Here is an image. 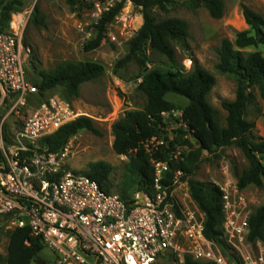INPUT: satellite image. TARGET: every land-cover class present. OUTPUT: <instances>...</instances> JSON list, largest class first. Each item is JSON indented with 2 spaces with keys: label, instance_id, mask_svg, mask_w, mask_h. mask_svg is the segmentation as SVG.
Instances as JSON below:
<instances>
[{
  "label": "trees",
  "instance_id": "1",
  "mask_svg": "<svg viewBox=\"0 0 264 264\" xmlns=\"http://www.w3.org/2000/svg\"><path fill=\"white\" fill-rule=\"evenodd\" d=\"M26 1L0 0V33L7 31L12 13L23 8ZM68 1L72 6L77 3L81 6L86 4L84 0ZM126 1L142 8L144 23L129 41L128 52L117 66L123 67L130 62L147 66L151 62L149 50L166 57L170 64L145 72L138 86V90L146 98L145 107L141 110L126 111L112 126L114 152L119 156H130L125 168L124 182L115 192L125 202H131L138 192H152L154 171L145 144L153 137H160L158 127L162 124V114L178 109L173 102L167 100V95L173 94L186 99L188 104L182 108V117L192 132L197 147L189 140L184 141L182 144L188 146L189 152L185 153L183 161L171 162V170L172 173L181 170L189 177L192 198L205 216V237L231 262L241 264L225 234L221 188L215 183L197 181L192 177L199 168L204 152L212 154L218 150L235 147L241 151L248 164L237 176L238 188L244 190L250 186L263 187L264 138L256 134L255 122L248 121L246 115L248 107L256 100V91L264 99V57L260 52L248 53L243 50L264 46V17L249 7H243V15L250 31L238 33L234 43L223 39L217 51L216 69L221 74L232 76L236 82L235 99L221 102L223 110L227 113L226 124L221 125L217 111L208 99L216 85L214 74L197 61H194L189 72L178 64L177 47H187L189 24L180 18L159 20L154 14L155 10L169 12L177 5L176 0H122L116 3L99 21L95 38L85 44V51L96 50L103 44L108 25L118 16ZM185 5L191 9L204 7L215 19L223 18L225 12L224 0H190ZM33 23L37 27H44L43 21L37 20ZM31 63L40 78L39 84H33L37 86L38 95L41 96L62 87L69 99L78 97L83 84L97 80L105 74L104 66L93 61H65L53 70L42 69L36 56L32 58ZM82 130L101 135L91 118L79 117L62 126L54 134L44 137L40 141V147L51 153L59 152ZM178 143L180 139L177 138L168 148L161 147L154 153V158L166 161ZM112 172L113 167L110 164L96 162L90 164L87 171L74 174L89 177L107 194H113L114 186L110 180ZM65 174L59 171L47 178L59 181ZM247 240L253 244L264 242V204L254 209L250 215ZM44 248L42 240L33 237L29 227L16 229L10 233L7 256L4 261L0 257V264H39L38 260ZM170 261L172 264H213L196 261L191 257H185L182 263L176 258Z\"/></svg>",
  "mask_w": 264,
  "mask_h": 264
},
{
  "label": "built area",
  "instance_id": "2",
  "mask_svg": "<svg viewBox=\"0 0 264 264\" xmlns=\"http://www.w3.org/2000/svg\"><path fill=\"white\" fill-rule=\"evenodd\" d=\"M84 1L92 5L98 21L121 2ZM23 28L0 33V95L2 100L13 101L12 111L28 107L31 97L39 94L26 74L30 49L23 44ZM76 119L70 103L53 95L32 108L20 131L7 135L0 124V216L5 217L8 230L29 227L32 236L40 238L55 255V264H153L168 255L180 263L191 257L229 264L205 237V216L192 198L189 177L181 170L172 173L170 163L183 161L189 149L175 145L169 158L160 161L154 153L168 148L163 138L148 141L145 148L154 171L152 192H138L131 202L107 194L83 174L48 179L60 171L70 143L51 153L40 147V141ZM184 127L186 138L197 147L186 123ZM220 188L225 234L230 242L242 243L249 234L252 212L238 186ZM242 260L244 264H264V252Z\"/></svg>",
  "mask_w": 264,
  "mask_h": 264
},
{
  "label": "rangeland",
  "instance_id": "3",
  "mask_svg": "<svg viewBox=\"0 0 264 264\" xmlns=\"http://www.w3.org/2000/svg\"><path fill=\"white\" fill-rule=\"evenodd\" d=\"M176 1L177 5L169 12L163 13L155 10L154 14L159 20L180 18L189 24L190 36L187 40V47L185 49L177 47L178 64L184 66L189 72L193 68L194 61H197L199 65L214 74L216 85L208 99L217 111L219 122L225 125L227 113L223 110L221 102L235 99L236 82L232 76L221 74L216 69L217 51L223 39H229L234 43L238 33L250 31L243 15V7H249L264 17V0H224L225 12L221 19L213 18L204 7L189 8L185 3L190 0ZM37 20L43 21L44 27H37L33 23ZM143 23L142 8L126 1L121 12L108 25L103 44L98 49L87 52L84 46L95 38L99 24L91 4L86 3L81 6L77 3L72 6L68 0H27L23 8L12 13L7 30L16 32L19 26H24L22 41L24 46L30 49L26 74L32 83H40V78L34 72L31 63L34 56L40 61L41 68L44 70H53L65 61H93L104 66L105 74L97 80L83 84L78 97L69 99L64 88L58 87L44 96L31 97L28 107L16 108L14 111H12L13 101L2 100L0 95V124L3 123L4 132L10 135L15 131H20L32 108L53 95H59L70 103L77 118H91L101 133V135H95L90 131L82 130L76 134L69 142L70 150L60 171L82 173L87 171L92 163L106 162L113 167L110 176L114 186L112 193L118 195L115 190L124 182L125 168L130 161V156H119L114 152L112 126L124 116L126 111L141 110L145 107L146 98L138 90L145 72L161 69L170 64L166 57L149 50L148 55L151 62L147 66L137 62H130L123 67L117 66L128 52L129 41L136 35ZM243 51L260 52L264 57V46L262 45L249 47ZM255 95L256 100L248 107L246 119L255 122L256 134L264 138V99L257 91ZM166 98L178 109L163 117L162 124L158 127L159 140L163 138L164 145L169 147L170 143L178 138L180 143L177 145L187 151L188 146L182 144L189 140L186 138L188 133L184 127L182 108L188 102L173 94H168ZM156 145L155 143L154 146ZM149 148H153V144L149 143ZM247 166V161L241 151L235 147H228L216 153L203 154L199 168L192 178L197 181L215 183L220 187L227 186L232 190L237 186V176ZM241 192L251 212L264 204V184L261 188L250 186ZM5 221V217L0 216V257L2 261L7 256L11 233V230L6 228ZM228 242L233 251L238 254L241 263L244 256L254 259L264 252V242L253 244L249 243L247 238L242 243L236 240L230 242L228 238ZM217 249L220 251L218 247ZM224 257L229 264H235L226 256ZM170 260H175V258L168 255L153 264H172ZM38 262L39 264H55V255L45 247ZM176 263L173 262V264Z\"/></svg>",
  "mask_w": 264,
  "mask_h": 264
}]
</instances>
